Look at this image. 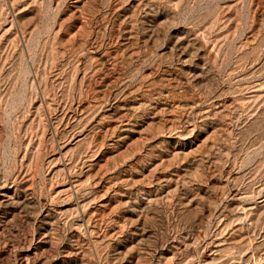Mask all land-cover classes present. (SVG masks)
I'll return each instance as SVG.
<instances>
[{
    "label": "rangeland",
    "instance_id": "obj_1",
    "mask_svg": "<svg viewBox=\"0 0 264 264\" xmlns=\"http://www.w3.org/2000/svg\"><path fill=\"white\" fill-rule=\"evenodd\" d=\"M0 264H264V0H0Z\"/></svg>",
    "mask_w": 264,
    "mask_h": 264
}]
</instances>
